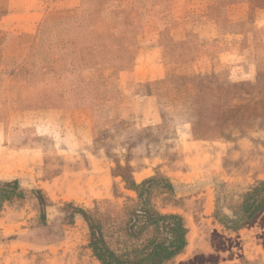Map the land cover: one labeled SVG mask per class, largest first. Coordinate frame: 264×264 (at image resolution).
Returning a JSON list of instances; mask_svg holds the SVG:
<instances>
[{
	"label": "rangeland",
	"instance_id": "1",
	"mask_svg": "<svg viewBox=\"0 0 264 264\" xmlns=\"http://www.w3.org/2000/svg\"><path fill=\"white\" fill-rule=\"evenodd\" d=\"M41 1L48 13L33 25L31 33L40 36L38 54H46L52 70H58L55 62L59 60L54 49L76 33L89 51L79 63L84 72L58 73L80 78L74 93L79 101L78 95L88 102L95 92L100 95L93 107V149L107 172V184L101 185L103 194L89 203L52 201L42 192L39 203L33 187L23 189L21 204L2 203L0 260L9 253L4 248L8 240L2 236L3 229H22L28 231L22 232L23 238L31 243L12 249L24 253L23 264L47 259L54 260L51 264H100L88 246V223L81 215L76 217V210L83 209L100 222L108 246L123 254L153 236H165L153 225L130 235L133 213H139L134 226L138 231L144 222L140 211L147 209L154 215L179 214L188 228L184 252L169 264H264L259 249L264 247V212L248 225L231 229L243 220L245 191L264 179V74L256 81L221 85L211 74L196 73L194 66L191 71L170 66L166 79L134 85L137 94L152 96L151 102L144 103L145 119L140 120L139 113L126 109L132 95L124 92L119 70L132 64L141 25L114 26L106 18H96V12L106 9L105 0H81L78 10L70 11L60 8L61 0ZM126 4L118 0L113 6ZM0 25L2 101L5 89L14 83L9 73L32 60V42L27 37L30 33L24 32L28 26ZM249 30L256 29L251 26ZM256 32L263 50L254 52L264 69V28ZM101 67L111 73L100 72V82L94 69ZM182 132L192 135L186 138ZM121 175L129 183L153 181L136 192L125 187ZM1 249H5L3 254Z\"/></svg>",
	"mask_w": 264,
	"mask_h": 264
},
{
	"label": "crops",
	"instance_id": "2",
	"mask_svg": "<svg viewBox=\"0 0 264 264\" xmlns=\"http://www.w3.org/2000/svg\"><path fill=\"white\" fill-rule=\"evenodd\" d=\"M117 1L105 0L106 9L94 16L114 26L141 25L132 64L119 70L124 92L132 95L126 109L139 113L140 120L145 119L144 103L151 102L152 96L137 94L134 85L166 79L170 66L189 71L194 66L196 73L211 74L221 85L256 81L264 74L258 64L260 56L254 52L263 46L253 33L264 28V0H126V5L114 7ZM80 3L61 0L60 8L78 10ZM47 10L41 0H0V12H7L0 24L28 26L24 32L30 33L27 37L32 42V60L9 73L14 83H9L0 101V183L16 180L22 190L33 187L52 201L89 203L103 194L101 185L107 184V172L93 149V107L100 95L95 92L91 102L78 95L79 101L74 93L80 78L58 73L84 72L79 63L88 50L78 33L54 49L59 58L57 71L45 61L46 54H38L40 36L31 32ZM251 26L256 30H249ZM94 70L96 76L111 73L103 67ZM96 81L101 82L100 76ZM182 135L189 138L192 134ZM21 230L3 229L9 253L0 264H23L24 253L12 249L31 243L22 235L28 231ZM259 249L264 256V247ZM53 262L47 259L39 264Z\"/></svg>",
	"mask_w": 264,
	"mask_h": 264
},
{
	"label": "trees",
	"instance_id": "3",
	"mask_svg": "<svg viewBox=\"0 0 264 264\" xmlns=\"http://www.w3.org/2000/svg\"><path fill=\"white\" fill-rule=\"evenodd\" d=\"M121 176L126 183L125 187L136 192H140L142 186L147 182L153 181L152 178H149L144 179L140 184H136L133 180L129 183L126 175ZM32 193L41 203V191L32 190ZM138 195L140 194L138 193ZM24 199V191L19 187L16 180L0 184V206L2 203L21 204ZM241 212L243 220L236 226L237 228H231L232 230L248 225L254 217L264 212V179L257 181L245 191L241 203ZM76 213L81 214L88 223L90 234L88 246L100 264H169L177 255L183 253L187 246L188 228L183 217L179 214L154 215L147 209L141 210L140 213L144 222L142 226L138 227V231H135L134 226H136V218L139 213H133L134 218L128 227L130 235L141 234L147 227L153 225L155 229H160L165 236H153L143 244L134 245L126 253L118 254L105 241L100 222L92 220L83 209H77Z\"/></svg>",
	"mask_w": 264,
	"mask_h": 264
}]
</instances>
